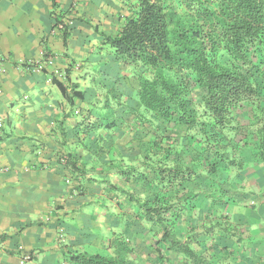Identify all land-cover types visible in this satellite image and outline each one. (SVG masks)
I'll list each match as a JSON object with an SVG mask.
<instances>
[{
  "label": "trees",
  "instance_id": "16d2710c",
  "mask_svg": "<svg viewBox=\"0 0 264 264\" xmlns=\"http://www.w3.org/2000/svg\"><path fill=\"white\" fill-rule=\"evenodd\" d=\"M126 1L128 14L104 44L129 70L134 93L121 103L122 93L107 87L95 120L81 130L107 136L133 130L128 158L135 160L111 154L87 167L59 152L74 194L87 195L89 184L95 186L90 192L101 190L104 197L96 200L105 208L109 236L105 251L68 250L64 260L143 264L145 242L150 264H229L246 242L226 209L256 199L243 186L252 178L249 168L264 192V0ZM51 7L54 28L62 20L56 0ZM62 29L66 46V25ZM43 50L45 59L49 51ZM51 80L67 102L83 99L76 84L68 91ZM123 104L122 112L134 111V126L128 122L126 130L115 128ZM138 227L143 231L130 239Z\"/></svg>",
  "mask_w": 264,
  "mask_h": 264
},
{
  "label": "crops",
  "instance_id": "0c3cea01",
  "mask_svg": "<svg viewBox=\"0 0 264 264\" xmlns=\"http://www.w3.org/2000/svg\"><path fill=\"white\" fill-rule=\"evenodd\" d=\"M56 1V13L65 25L70 18L66 46L63 29L52 28L51 0H0V264H20L19 247L31 253L26 261L30 264H69L64 260L68 250L96 253L105 246L109 236L99 230L105 231L108 218L92 203L102 197L101 190L90 192L95 186L89 184L87 195L74 194L75 182L57 161L59 152L79 157L87 167L97 166L111 154L128 163L135 160L128 158L135 144L133 130L124 136L121 131L107 136L103 130L89 135L81 130L95 120L107 87L132 95L134 79L114 61L104 37L69 13L73 0ZM75 1L82 18L87 2ZM119 1L126 13L119 9L114 33L128 14L127 1ZM44 47L52 64L34 70V61L46 60L40 56ZM118 77L120 83H112ZM52 78L68 91L76 84L83 99L67 102ZM116 110L119 126L115 128L126 130L128 122L133 128L134 111L121 115L124 107ZM248 173L252 178L246 181L253 187H246L245 181L244 190L253 191L256 199L246 207L234 204L226 209L237 218L246 242L240 249L236 246L234 255L227 258L229 264H264V192L255 184L253 169ZM251 201H255L252 211ZM62 222L67 241L59 244L57 228Z\"/></svg>",
  "mask_w": 264,
  "mask_h": 264
},
{
  "label": "rangeland",
  "instance_id": "374dc122",
  "mask_svg": "<svg viewBox=\"0 0 264 264\" xmlns=\"http://www.w3.org/2000/svg\"><path fill=\"white\" fill-rule=\"evenodd\" d=\"M72 2H74V3L71 5V11H69V13L71 15H73L74 18L77 17L78 19H80L83 22L84 27H86L87 29H90L91 31H94V32L98 31L99 37H101V38L105 37L107 35H113L114 34L115 26H116L115 22L117 21V19H115V17L117 15L119 16V14H120L119 9L121 8L123 10V14L126 13L125 12L126 11L125 8L119 6V3H121L119 0H86L87 9H86L85 14H87V15L85 16V14H83L82 18H81L80 15L78 14L79 9L77 8L76 1L73 0ZM66 19L68 21L67 25H66V29L68 30V25H69V21H70L68 19H70V18H66ZM105 55H107V54L105 53ZM119 81H120V77H118L115 80V82H112V83H116V82L120 83ZM108 83H110V82H108ZM118 87L120 88V84H118ZM128 95L129 94H123L122 95L123 97L120 99L121 103H122V100L125 103L126 99L128 98ZM124 105L125 104H123V107L125 108ZM120 114L124 115V114H126V112H121ZM110 181H112L113 183H115L117 185L128 186L130 189L133 188V190L136 191V192H139V193L142 192V188L141 187H136L132 183H129V185H125L126 183L121 181V179L118 178V177H111ZM250 182L251 181L247 182L246 187H248V186L249 187H253L252 185H250ZM101 196H103V195L101 194ZM108 196H112V193L110 191H107L106 194H105V197H107V200H108ZM98 201L99 200H96V202H95V200H93L92 203L97 205V203H99ZM112 205L113 204H110V207ZM99 206L97 205V208H99ZM253 206H255V205H253ZM104 209L105 208H102L100 206V208L98 210L99 213L103 212V211L105 212ZM101 218L102 217L99 216L100 220H101ZM60 226L65 228L66 227L65 222H62V225H60ZM133 231H143V229H142V227L132 228V230L130 231V234H129L130 239H132L131 235L133 234L132 233ZM99 232L103 233V235L108 237V234L106 235V233H105L104 229H102V227L100 228ZM66 236H67V233H66V235L64 233L63 237H60V236L58 237V240H60L59 244H64V242L67 241L66 240ZM140 243H141L140 246H141L142 253H143L142 256H141L142 263L143 264H150V262L152 261L153 255H149L148 254L149 250L145 247L146 246V244H144L145 242H140ZM99 250H101L103 252V251L106 250V248L104 246V247L100 248ZM25 264H30V263L26 262Z\"/></svg>",
  "mask_w": 264,
  "mask_h": 264
},
{
  "label": "built area",
  "instance_id": "2783aa9c",
  "mask_svg": "<svg viewBox=\"0 0 264 264\" xmlns=\"http://www.w3.org/2000/svg\"><path fill=\"white\" fill-rule=\"evenodd\" d=\"M65 25V23L62 21L61 23H58L57 26H55L54 28H56L57 30H62L63 26ZM44 54V50L41 49L40 51V56L42 57V55ZM43 59V58H42ZM46 60H44L45 62H41L40 60H37V61H34V64L32 65L33 69L34 70H43L45 68V64H49L51 65L52 64V60H51V56L50 55H47L45 57ZM56 73V72H55ZM58 232H59V235L60 237H63L64 235V230L61 226H59L57 228ZM22 250V247H19V252L21 253V256H20V259H19V263L20 264H24L26 261L30 260L31 259V253L30 252H23L21 251Z\"/></svg>",
  "mask_w": 264,
  "mask_h": 264
},
{
  "label": "clouds",
  "instance_id": "9594fccd",
  "mask_svg": "<svg viewBox=\"0 0 264 264\" xmlns=\"http://www.w3.org/2000/svg\"><path fill=\"white\" fill-rule=\"evenodd\" d=\"M250 204H255V201H251ZM240 232H242L241 228H240Z\"/></svg>",
  "mask_w": 264,
  "mask_h": 264
}]
</instances>
